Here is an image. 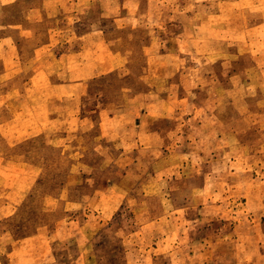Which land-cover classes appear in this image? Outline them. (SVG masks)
I'll return each mask as SVG.
<instances>
[{"label":"rangeland","instance_id":"obj_1","mask_svg":"<svg viewBox=\"0 0 264 264\" xmlns=\"http://www.w3.org/2000/svg\"><path fill=\"white\" fill-rule=\"evenodd\" d=\"M42 1L20 0L0 13L6 21H25L27 11ZM115 1L88 0L84 14L45 15L36 25L37 38L45 41L55 27L63 38L100 27L109 39L108 32L116 25L112 15L100 14L98 7ZM122 1L117 0V5ZM129 1L141 4L142 24L132 31H118L112 48L130 53L133 73L116 79L119 95L111 92L113 79L108 81L107 101L126 104L143 97L130 90L144 92L152 82L155 91L162 86L168 92L180 89L187 101L178 120L183 124L154 127L164 135L171 128L175 135L170 142H155L156 150L151 152L137 151L134 141L100 142L96 150L105 145L106 153L115 156L82 161L69 159L70 150L60 148L56 152L60 165L53 175L56 204L44 197L52 194V144L42 140L31 144L42 169L40 224L53 230L51 238H40V245L52 240L54 264H126L128 245L135 249L133 260L149 264H264V0H124V4ZM22 48L32 52V47ZM168 95L172 112L176 95ZM122 121L116 126L120 131L125 129ZM76 145L83 148L88 143ZM66 183L72 187V200H66ZM114 184L129 192L120 207L108 201L112 188L102 195L107 200L104 206L79 202L80 195L90 192V185L103 189ZM185 205L190 208L185 210ZM17 212V217L0 224V230L20 237L36 225L31 220L32 202ZM185 214L204 220L193 233L194 245L189 243L185 253H177L176 229ZM169 215L174 220L169 226L172 231L169 239L162 240L166 222L161 219ZM87 223H91L89 235L93 233L89 237L82 231ZM154 249L173 251L157 259Z\"/></svg>","mask_w":264,"mask_h":264},{"label":"crops","instance_id":"obj_2","mask_svg":"<svg viewBox=\"0 0 264 264\" xmlns=\"http://www.w3.org/2000/svg\"><path fill=\"white\" fill-rule=\"evenodd\" d=\"M18 1L20 0H0V11L12 9ZM87 1L43 0L38 8L32 7L27 11L25 21H6V17L0 13V224L17 217V211L30 201L32 202L31 220L36 223L31 232L20 237L0 230V264H28V261H32L33 264L57 262L56 254L52 251V240L48 241L46 246L40 245V238H51L53 230L42 228L40 224L41 217L37 207L42 197L40 176L42 169L39 161H35V156L38 157L39 153L35 152L34 147H29L31 144L40 140L52 144V194H46L44 197L52 199V204H56L59 199L53 192V175L57 173V167L60 165L56 153L60 148L65 147L70 150L69 159L80 158L82 161L88 158L115 156V153L110 155L106 153L108 150L105 149V145L100 150H96L95 147L100 142L115 145L124 140L134 141L138 143L137 151L151 152L156 150L155 142H170L175 135L171 128L168 134L164 135L161 129L159 131L154 127H173L183 124L178 123V120L184 115L187 101L186 94L180 89L168 92L167 86L166 88L162 86L155 91L152 85L156 83L152 82V85H146L147 89L144 92L138 91L135 87L130 90L134 95L144 94L143 97L132 98L126 104H121L117 99L107 101L110 89L104 88L110 87L108 81L113 79L111 92L113 95H119L121 89L115 91L116 79L132 76L130 61L133 57L130 53L113 49L112 46L117 43L118 31H132L142 24L141 4L136 5L129 1V5H125L123 0V4L117 5L116 0L115 5L101 4L98 7L100 14L112 15L116 25L108 32L109 39L107 32L100 27L87 29L76 34L74 38H63L57 32L61 29L55 27L52 28V35L50 34L48 39L38 40L36 25L41 18L45 15L56 17L66 13L84 14L89 8ZM23 46L32 47V52L23 49ZM58 47L65 48L58 51ZM146 59L145 57L144 61ZM134 79L137 78L134 76ZM259 81L262 79L260 78ZM134 82L137 84V80ZM261 84L263 87L264 84ZM152 93H156L157 96L150 98L148 95ZM170 93L176 95V105L171 106L174 108L172 112L167 100ZM102 94L107 96L101 99L99 95ZM97 95L101 102H97ZM95 99L98 104L96 102L92 104ZM155 109L161 110L159 114L153 113ZM121 119L125 127L123 131L116 127ZM159 135H163L161 139L160 137H157L158 140L154 139ZM79 142L88 143V146L79 148L76 145ZM89 143H92L90 148ZM26 146L29 147L27 151ZM130 155L134 156L133 152L132 154L130 152ZM83 167L87 166L83 165ZM84 185L86 184L83 182L80 184L82 188ZM90 187L89 193L80 195L79 202L91 201L90 205L96 208L107 204V200L102 198V195L109 188L113 190V197L116 195L108 199L110 204L120 207L129 195L120 184L104 187L105 190L93 185ZM65 189L66 200H72V187L66 183ZM185 206V210L190 208V205ZM143 219L150 221L149 223L153 221L152 218ZM161 220L166 222V229L161 234V239H169L172 231L170 227H173L174 220L170 215ZM179 220L182 225L176 229L178 234L176 250L177 253H185L189 243L190 246L194 245L193 233L198 230V222L204 218H191L190 215L185 214ZM84 221L89 222V219L86 218ZM90 225L91 223H87L82 230H86L87 237L93 235V233L89 235L87 231ZM224 232L226 230L222 233ZM200 233L198 231V234ZM124 234L121 236L122 239H125ZM42 249L47 250L48 253H42ZM134 250L129 245L125 248L124 255L128 258L126 264H149L145 261L133 260L130 256L135 254ZM154 250L157 259L173 251ZM46 253L47 256L44 257Z\"/></svg>","mask_w":264,"mask_h":264}]
</instances>
